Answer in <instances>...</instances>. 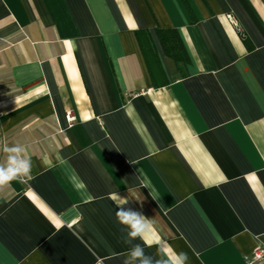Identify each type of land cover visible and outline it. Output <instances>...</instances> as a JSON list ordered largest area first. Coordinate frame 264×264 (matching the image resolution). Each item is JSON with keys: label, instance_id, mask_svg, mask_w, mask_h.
I'll return each mask as SVG.
<instances>
[{"label": "crops", "instance_id": "1", "mask_svg": "<svg viewBox=\"0 0 264 264\" xmlns=\"http://www.w3.org/2000/svg\"><path fill=\"white\" fill-rule=\"evenodd\" d=\"M14 143L33 167L0 190V264H124L120 207L190 264H246L264 244V0H0V163Z\"/></svg>", "mask_w": 264, "mask_h": 264}, {"label": "clouds", "instance_id": "2", "mask_svg": "<svg viewBox=\"0 0 264 264\" xmlns=\"http://www.w3.org/2000/svg\"><path fill=\"white\" fill-rule=\"evenodd\" d=\"M3 152L6 154V159L4 163H0V190L10 186L14 181H24L30 176L33 167L32 160L26 155V147L23 144H5ZM141 177V175L137 177L141 185L150 190L149 194L153 200L159 202L160 195L149 178ZM110 198L117 206L127 203L126 199L121 198L117 192L112 193ZM162 207L163 205H160V208ZM115 217L125 232L124 242L130 245L124 264H190L186 252H176L170 244L162 240L154 219L146 218L140 212L123 207L115 212ZM56 227H60L59 223ZM137 240L142 243H134ZM153 246L156 247L155 255L146 254L145 247Z\"/></svg>", "mask_w": 264, "mask_h": 264}, {"label": "trees", "instance_id": "3", "mask_svg": "<svg viewBox=\"0 0 264 264\" xmlns=\"http://www.w3.org/2000/svg\"><path fill=\"white\" fill-rule=\"evenodd\" d=\"M156 33L165 54L180 65L181 74L185 75L189 57L177 30L175 28H157ZM241 36L248 45L243 34ZM136 38L152 78L162 74L163 70L150 34L146 30L138 29L136 30Z\"/></svg>", "mask_w": 264, "mask_h": 264}, {"label": "built area", "instance_id": "4", "mask_svg": "<svg viewBox=\"0 0 264 264\" xmlns=\"http://www.w3.org/2000/svg\"><path fill=\"white\" fill-rule=\"evenodd\" d=\"M75 120V117L73 115H69L67 117L68 125H72L73 121ZM264 260V244L261 246H258L251 256H249L246 259V264H259L261 261Z\"/></svg>", "mask_w": 264, "mask_h": 264}]
</instances>
